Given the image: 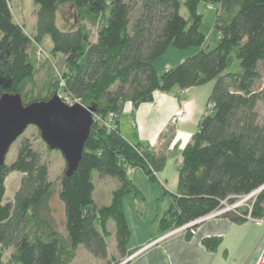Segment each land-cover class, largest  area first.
I'll list each match as a JSON object with an SVG mask.
<instances>
[{
	"label": "trees",
	"instance_id": "1",
	"mask_svg": "<svg viewBox=\"0 0 264 264\" xmlns=\"http://www.w3.org/2000/svg\"><path fill=\"white\" fill-rule=\"evenodd\" d=\"M10 2L0 0V56L9 53L12 84L0 93L20 94L24 104L67 97L95 106L103 121L115 120L109 128L93 123L77 168L67 176L64 165L57 183L64 231L52 215L54 182L48 168L31 142L21 140L15 159L0 168V264H72L79 246L108 260L110 220L115 250L125 257L130 228L123 199H143L128 168L140 167L156 182L166 154L150 144L129 142L117 118L126 103L135 108L157 91L185 90L209 80L214 84L207 110L182 149L177 190L160 219L162 233L259 188L251 209L238 207L221 216L235 223L264 219V115L259 109L264 105V0H33L37 9L31 34L14 20ZM200 2L219 5L214 20L219 41L213 49L202 48ZM64 4L73 6L76 24L61 29L56 16ZM43 42L63 57L66 73L59 86L56 76L37 82L38 63L49 59ZM170 46L198 49L159 73L155 60ZM232 56L239 62L238 72L225 71ZM28 87L34 95H27ZM13 171L22 175L12 200H6L4 182ZM94 171L118 182L107 204L94 202ZM204 244L215 247L217 240L208 238Z\"/></svg>",
	"mask_w": 264,
	"mask_h": 264
},
{
	"label": "rangeland",
	"instance_id": "2",
	"mask_svg": "<svg viewBox=\"0 0 264 264\" xmlns=\"http://www.w3.org/2000/svg\"><path fill=\"white\" fill-rule=\"evenodd\" d=\"M209 4L205 2H200L198 5V13L202 15L200 31L204 34L205 40L202 45L204 49H213L219 41V33L217 29L214 27V18L217 13V9L219 5L215 4L213 7H209ZM10 6L12 9V13L14 16V20L19 24L25 27V31L28 34H31L34 31L35 22H36V9L33 0H11ZM60 15V19L58 16ZM56 16V24L59 28L64 29L65 27L74 26L76 24L74 17V8L70 4L61 5L59 11ZM180 13L185 16L186 11L183 6L180 8ZM91 28V39H94L96 31L94 27ZM47 41L50 42L49 37H47ZM42 49L48 54L49 59L47 61H43V63H38V71L36 74L37 82L40 83L42 80H46L48 76H56L57 84L64 81V75L66 73V69L63 64V57L61 55L52 54L50 51V47L48 44L43 42L41 45ZM198 48L190 47L187 49H177L176 47L170 46L167 50L161 54L155 60V67L159 73L163 72L165 69L166 63H169L171 66L177 65L181 62L185 57L194 53ZM42 64V65H41ZM225 71L238 72L240 71V66L238 60L232 56L230 63L228 64ZM214 80H209L203 85L197 86L195 88L187 89L188 96H192L193 100L196 103V110L192 117L191 112L187 110V106H182L181 109L185 112V119L180 122V117L175 115V111L172 115L165 117L153 118L150 117L148 120L150 121V125L144 124L141 131H137L132 129L127 121V118L123 116L121 119L122 122V132L130 139L132 142H147L150 144L157 145L159 141L165 142L166 145L170 147V151L168 152L165 162L157 172H156V182H151L146 177L145 173L140 167H130L128 168L127 176L133 179L134 183L138 186V188L142 191L144 195L143 200H138L128 195L124 198V209L126 213V218L128 222V226L130 231L132 232V239L137 240L142 237H146L145 235L150 233L151 230L157 231L159 229L160 218L165 209L168 208L170 203V194L177 189L178 185V168L181 163L182 155H179V151L177 150V144L183 140V143H187L191 133H193L197 129L198 118L201 113L207 110V98L211 92L213 87ZM35 94V91L32 90L31 87L27 88V95L32 96ZM60 97V96H59ZM61 98V97H60ZM65 103L69 105H73L74 103H79V101L70 99L65 97L62 99ZM136 110L138 108L135 107ZM143 107H141L142 109ZM260 112L264 115V105L260 106ZM135 110V111H136ZM177 110V109H176ZM93 123H102L106 126V128L110 127V124H114V118H110L107 121H103L98 114H93ZM154 120H158L155 122L154 128H152V123ZM135 123V121H134ZM164 124L162 127V138H154L150 139V137L154 134L156 127H160V125ZM182 124V128L185 131L184 134H180L177 136L176 141L174 139V131L177 130L178 124ZM151 127V128H149ZM151 134H148L151 132ZM128 133V134H127ZM189 133V134H188ZM146 134V135H145ZM145 135V136H144ZM166 135V138H165ZM189 135V136H188ZM164 136V137H163ZM168 136V137H167ZM143 137V138H142ZM27 138L35 150H37L41 156V162L44 163L48 168V177L54 182V192L51 198L52 205V215L54 221L56 223V227L63 230V206L59 201L57 194V183L59 181V177L63 171L65 161L59 150H51L45 144V142L41 139L38 129L29 125L24 132L11 144L6 157L5 164H10L16 157L17 149L22 139ZM162 139V140H161ZM169 139V140H167ZM176 142V143H175ZM175 143V144H174ZM182 143V144H183ZM185 145V144H184ZM162 146V145H161ZM182 152V151H181ZM21 173L18 171H13L9 173L5 179V195L4 199L12 200L15 190L18 187ZM114 180V181H113ZM93 181L95 184V190L93 192L94 202L97 205H103L109 202L110 199V191L114 188L116 184V179L104 177L100 178L97 175V172H93ZM162 186L167 190L166 194H163ZM242 197H233L229 202L223 201L222 208H229L226 211L235 210L239 208H247L251 209L252 198H249L245 201H241ZM243 202V203H240ZM240 203V204H239ZM237 204H239L237 206ZM215 216L213 218L219 217ZM210 219V218H208ZM178 227L177 230H180L182 226ZM196 224L188 226V228L184 230H194ZM109 230L114 229V224L112 220L108 223ZM192 228V229H191ZM170 233V232H167ZM166 234V233H164ZM114 239L108 238V249L111 254L110 259H98L91 255L88 251H86L82 246H79L77 249V255L72 264H110V262L115 261L117 263L124 262V258L120 257L117 252L114 251L115 244L113 243ZM131 246L130 242L128 243V247ZM12 249H6L4 251V260H7L9 254ZM116 263V264H117Z\"/></svg>",
	"mask_w": 264,
	"mask_h": 264
},
{
	"label": "crops",
	"instance_id": "3",
	"mask_svg": "<svg viewBox=\"0 0 264 264\" xmlns=\"http://www.w3.org/2000/svg\"><path fill=\"white\" fill-rule=\"evenodd\" d=\"M216 15L217 13L215 14V17ZM58 16L60 19L59 13ZM164 66L165 69L171 67L169 63H166ZM187 91V89L181 90L178 87L173 88L170 92L157 91L154 93L153 99L151 101L140 103L137 110L130 103H126L122 113L117 118L119 130L123 137L131 143H136L130 141V139L124 134L125 132H122L121 119L123 116L127 118L129 126L136 131L137 129L138 131L142 130L143 123L151 126V120H148L150 117L153 116L155 119L163 116L165 117L166 121V118L169 115H172L176 109H179L182 106H187V110L191 112L193 117L197 107L193 97L188 96ZM141 107L143 108L141 109ZM204 113L205 112L201 113L198 118V122ZM155 122H158V120L153 121L152 128H154ZM182 124L183 123L178 124V129L174 131L175 141L178 135L186 134L182 128ZM163 125L164 124L162 123L159 128L156 127L155 131L153 132L154 134L150 137V139L162 138ZM151 133L152 131L148 134ZM193 133H191L188 141L186 142L190 141ZM183 142L184 141L181 140L180 144H177V150L179 151L180 156L182 149L187 144ZM142 143L150 144L147 142ZM155 144L150 145L155 146L157 149L163 150L166 156L171 150L170 147L166 145V141L162 143L159 141L157 145ZM131 181L138 188L133 179H131ZM117 186L118 182L116 180L114 188ZM162 189L165 188L162 186ZM176 190L171 193L174 194ZM140 192L142 193L141 190ZM166 210L167 209L164 210L161 218L164 216ZM158 226L159 229L157 231L151 230L150 233L145 235L146 237H142L137 240H131L133 234L130 231L128 243L130 242L131 246L128 247L127 243V254L125 257H123L124 260L127 259V261H125L124 264H256L258 257L260 255L264 256V219H247L242 223H235L220 215L219 217L206 219L197 223L193 232L180 231L177 230L178 228H175L171 230L173 232L170 231V233L166 234L162 233L160 222ZM110 232V238L114 239V229L110 230ZM208 238L217 240L215 247H208L204 244V240ZM113 243L115 244V240ZM114 251L116 252L115 247ZM118 264H123V262H119Z\"/></svg>",
	"mask_w": 264,
	"mask_h": 264
},
{
	"label": "water",
	"instance_id": "4",
	"mask_svg": "<svg viewBox=\"0 0 264 264\" xmlns=\"http://www.w3.org/2000/svg\"><path fill=\"white\" fill-rule=\"evenodd\" d=\"M8 51L0 56V90L11 87ZM97 108L80 103L69 105L58 95L24 104L20 94L0 93V168L11 144L29 126H35L51 150H59L65 161V175H71L81 159L91 133Z\"/></svg>",
	"mask_w": 264,
	"mask_h": 264
},
{
	"label": "built area",
	"instance_id": "5",
	"mask_svg": "<svg viewBox=\"0 0 264 264\" xmlns=\"http://www.w3.org/2000/svg\"><path fill=\"white\" fill-rule=\"evenodd\" d=\"M175 115L178 116V117H180L179 120H180V122H182L185 119V115L186 114H185V112H184L183 109L179 108V109L175 110ZM260 189L261 188L256 189V190L250 192L249 194L241 195V196H238V197H242V200L241 201H245V200H247L249 198H252L253 199L255 197V195L259 192ZM241 201H240V203H243ZM239 204H237V206ZM227 209H229V208L223 207V208L217 209V210H215V211H213V212H211L209 214H206V215H204L202 217H199V218H197V219H195V220H193L191 222H188V223H186L185 226H182L181 227L180 231H187V230H184V229L188 228V226H191L193 224L199 223V222H201L203 220H206L208 218H213L215 216L222 215V213H224ZM189 231L193 232V230H189ZM171 232H173V231H171ZM125 261H127V259ZM125 261L123 263H125ZM256 264H264V256L263 255H260L258 257Z\"/></svg>",
	"mask_w": 264,
	"mask_h": 264
},
{
	"label": "bare ground",
	"instance_id": "6",
	"mask_svg": "<svg viewBox=\"0 0 264 264\" xmlns=\"http://www.w3.org/2000/svg\"><path fill=\"white\" fill-rule=\"evenodd\" d=\"M124 264V263H123Z\"/></svg>",
	"mask_w": 264,
	"mask_h": 264
}]
</instances>
